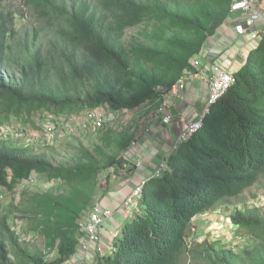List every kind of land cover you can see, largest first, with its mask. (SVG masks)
<instances>
[{"label": "trees", "instance_id": "1", "mask_svg": "<svg viewBox=\"0 0 264 264\" xmlns=\"http://www.w3.org/2000/svg\"><path fill=\"white\" fill-rule=\"evenodd\" d=\"M26 1L40 28L33 38L18 27L26 20L20 10L0 6V126L30 124L38 130L44 118L103 105L134 109L158 97L192 68L193 58L231 15L233 2ZM135 27L137 37L127 41V30ZM23 53L19 72L2 75ZM235 77L211 105L202 129L169 156L161 176L146 181L135 216L113 237L116 250L93 264H264V209L243 199L264 174V32ZM99 137L111 146L110 134ZM19 141L0 136L2 194L34 173L61 180L67 189L25 193L27 214L16 226L11 212H0V264H62L76 251L79 219L93 201L100 170L119 160L96 147L83 150L74 166L55 165L45 150ZM220 208L247 230L252 247L237 251L208 239L187 242L193 221ZM26 224L43 235L44 249L23 243Z\"/></svg>", "mask_w": 264, "mask_h": 264}, {"label": "crops", "instance_id": "2", "mask_svg": "<svg viewBox=\"0 0 264 264\" xmlns=\"http://www.w3.org/2000/svg\"><path fill=\"white\" fill-rule=\"evenodd\" d=\"M248 15L249 12L231 13L216 33L208 38L199 58L202 62L201 69L207 70L209 76L189 80L178 95L167 98V106L164 110H161L163 99L155 97L134 109H116L119 113L110 118L112 119L111 126L103 125L101 128L84 131L80 129L78 118L75 119V122L73 121L71 129L69 133L65 134V137L68 134L75 136L76 134L87 135L94 132L100 136L110 134L112 137L110 147H105L100 140L94 149L102 148L106 154L119 160L116 165L105 167L110 168L107 183L102 186L98 182L93 201L87 209L89 211L94 204L99 203L114 211V214L100 228L101 243L105 246L108 247L109 242L113 241L111 234L119 233L124 224L131 220L139 209L140 200L135 204L133 212L124 209L126 197L144 180L152 178L161 162L167 160L168 163L169 156L176 151L173 150V145L185 128L187 121L195 119L204 108L214 67L221 65L227 71L237 73L246 64L250 51L258 46L259 41L252 40L249 29L244 33H239L237 29V24L243 23ZM256 25L263 27L264 20L257 21ZM194 70L192 66L187 71ZM105 108L108 107L105 106ZM167 114L171 115L169 121L165 120ZM38 131L40 132L38 134L33 132L35 134L33 137L42 142L44 141L43 131ZM56 142L49 144L54 145ZM42 145L44 144L42 143ZM0 192L2 193L1 190ZM87 210L82 212L79 219L81 227L78 246L67 261L81 264L96 261L94 258L97 254L96 244H91L88 249L82 246L86 239Z\"/></svg>", "mask_w": 264, "mask_h": 264}, {"label": "rangeland", "instance_id": "3", "mask_svg": "<svg viewBox=\"0 0 264 264\" xmlns=\"http://www.w3.org/2000/svg\"><path fill=\"white\" fill-rule=\"evenodd\" d=\"M0 6L14 10H20L21 14L26 17V20L21 18L19 20L18 27L21 29L23 26H25V28L21 29L22 33L29 29L30 38H33L34 28H38L36 23H34L35 20L32 16L31 6H28L26 0H0ZM38 30H40V28ZM138 32L139 27L128 29L125 39L127 41H131L132 38L137 37ZM43 33H45V31ZM17 38L18 36H16V39ZM39 43H41V40H39ZM42 45L46 50L45 45L48 44L42 42ZM15 54H18V52ZM18 59V62L13 61V63H9L7 66L3 67L1 72L2 75L8 76L14 71L19 72L20 68H18L17 65L22 60H25V54H20ZM84 110L85 109H80L78 112L82 113ZM49 119L50 117H48V119L44 118V120H46L45 122H47ZM111 124L112 119H108L104 125L111 126ZM29 125L30 124L19 126L20 129L24 128L22 130L26 133L22 139H19L21 140L19 142L22 143V141H30V143H34L33 145L35 147L42 148V150H45L48 153L50 159L55 165L74 166L78 162L83 150H88L90 152L95 151L94 147L100 141V135L94 132L87 135L82 133L76 134L75 136L68 134L66 137L64 136L61 138L60 141L56 142L54 145H42V143H44L43 141L40 142L39 140L35 139V137H33L35 134L40 132L37 128L30 127ZM33 132L35 134H33ZM109 170L110 168H104L100 171L99 183L102 186H105L107 183ZM53 189H67V184L57 180H50L45 174L38 175L34 173L31 176V179L16 185L12 191L9 190L8 194L5 190L3 191L4 195L0 192V212H11L10 221L16 226L17 218L23 217L25 214H27L23 210L28 205V194L38 192L43 193ZM243 199L246 201L247 205L260 206L264 209V174L261 176L260 180L255 186L246 190L243 195ZM232 208L233 206L230 207V209ZM131 212H133V208L131 209ZM25 228L27 229V234L21 235V239L24 241L23 243L30 248L39 247L44 249L45 238L43 235L30 230L29 225L27 224ZM115 235H117V232ZM204 239L220 242L223 245L230 246L237 251L253 246L247 230L234 225L226 214L225 208H220L218 210L199 215V217L193 221V228L187 237V242L190 244L194 241H201Z\"/></svg>", "mask_w": 264, "mask_h": 264}, {"label": "built area", "instance_id": "4", "mask_svg": "<svg viewBox=\"0 0 264 264\" xmlns=\"http://www.w3.org/2000/svg\"><path fill=\"white\" fill-rule=\"evenodd\" d=\"M249 12V15L245 18L243 23L237 24V29L239 33H244L249 29L250 36L253 41H260L262 34L264 32L263 27H257V21L264 20V0H233L231 5V13H241ZM192 66L195 69L194 71H187L184 73L178 81L170 88H161L159 96L163 99V107L161 110H164L167 106V98L170 96L178 95L181 90H183L187 82L191 79L197 77H207L209 73L207 70H202V62L199 56L193 58ZM213 75L211 76V82L209 86V93L206 100V104L200 114L195 118L188 120L185 128L178 135L174 145L173 150H177L179 146L187 142L194 134L199 132L204 124L205 116L210 112V107L215 103L235 82L236 77L235 73L227 71L223 66L217 65L214 67ZM106 106V105H105ZM101 106L98 108H88L84 112H76L70 116L57 115L54 118H51L45 122V127L42 130L44 134V145L51 142L59 141L65 136V134L71 129V125L75 119L78 118L79 126L81 130L91 131L93 128H101L107 119L115 117L119 112L118 110H110V108H105ZM107 107V106H106ZM117 113V114H116ZM48 119V118H47ZM171 115L167 114L165 120L169 121ZM20 124L15 126L4 125L0 126V136H15L19 139H22L25 136V132L19 128ZM167 160L161 162L159 168L154 173L153 177L161 176L163 171L167 168ZM147 180H144L141 184L136 186L132 192L126 197L124 201V209L131 210L134 209L135 204L141 199L143 194V187ZM114 214V211L111 208L104 207L103 205L96 203L86 214L85 222V231L86 239L84 240L82 246L85 249H88L91 244H96V257H104L116 250V247L113 244V241L109 242L108 247L101 243V231L100 228L104 225L105 221ZM118 234V233H117ZM112 239L115 237V233L111 234ZM62 264H81L79 262L65 261ZM88 264H93L92 262Z\"/></svg>", "mask_w": 264, "mask_h": 264}]
</instances>
